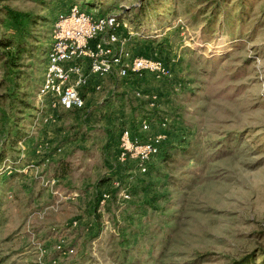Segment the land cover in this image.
<instances>
[{
	"label": "rangeland",
	"instance_id": "rangeland-1",
	"mask_svg": "<svg viewBox=\"0 0 264 264\" xmlns=\"http://www.w3.org/2000/svg\"><path fill=\"white\" fill-rule=\"evenodd\" d=\"M75 3L121 15L133 50L171 74L111 76L84 109L48 121L37 91L51 29ZM7 8L32 15L38 41L13 75L0 59V150L12 124L22 132L0 162L4 264H232L251 252L264 264V0H0V37ZM151 115L179 147L141 173L119 134Z\"/></svg>",
	"mask_w": 264,
	"mask_h": 264
},
{
	"label": "built area",
	"instance_id": "built-area-1",
	"mask_svg": "<svg viewBox=\"0 0 264 264\" xmlns=\"http://www.w3.org/2000/svg\"><path fill=\"white\" fill-rule=\"evenodd\" d=\"M135 35L130 24L116 14H94L77 3L59 13L51 29L52 43L37 91L38 97L47 100L48 113L44 119L52 120L57 109L84 108L86 95L102 91L111 76L119 80L142 79L145 74L157 80L169 76L171 70L165 61L133 50L131 41ZM141 93L135 91L138 96ZM147 97L150 105H155L157 94L150 93ZM152 124L146 118L140 121V130L150 132L145 139L132 136L128 129L119 138L120 154L135 155L141 173L146 172L148 161L158 153L165 137L166 121L156 123L159 126L153 132ZM109 196L108 191L101 192L99 205Z\"/></svg>",
	"mask_w": 264,
	"mask_h": 264
},
{
	"label": "trees",
	"instance_id": "trees-1",
	"mask_svg": "<svg viewBox=\"0 0 264 264\" xmlns=\"http://www.w3.org/2000/svg\"><path fill=\"white\" fill-rule=\"evenodd\" d=\"M83 1L88 6H92V3H94V0H83ZM5 13H6L7 18L10 20L9 26L12 28H9L11 30L10 36L8 35V36L0 37V59L2 60V67L4 69V72L7 75L8 74L13 75L18 71L17 67L22 65L20 61L23 58V56H25L27 54L32 55V48L33 47H31V46H33V43L35 41H38V40H35L36 38H34V35L30 32V30L28 28V25L35 23L36 20L34 18H32V15L29 13L14 12L9 8H7L5 10ZM116 16L119 18V16H121V15L116 14ZM209 24H210V21L207 22V25H209ZM226 25H230V24L226 23ZM32 40H33V42H32ZM140 80H141V78H135V79L129 80V81L137 83ZM8 94L9 93H7V95ZM8 96H10V95H8ZM22 105L27 106L28 104L26 102H22ZM84 108H85V106H84ZM84 108H82V109H84ZM82 109H74V110H82ZM156 117L157 116L151 115L150 117H145V118L148 119V121L151 123H158L159 121L165 120V118L163 119L162 117L161 118H159V117L156 118ZM12 125H13L12 129L14 130V137L12 138L11 144L9 146H6V148H5V146L3 148H1V150H0V162H2L4 159L3 154L7 153L8 150H13L14 149V143L22 135V132L17 127V125L15 123ZM166 125H167V120H166ZM140 127H141L140 122H139L138 127H134V128L122 127L119 135H121V132L124 129H128L132 136H138L140 139H145L149 135L150 132L140 130ZM165 129H166V126L163 127V130H165ZM165 139H166V137L162 140L161 145L159 147V151L154 156L160 155L163 157V159H166L167 157L171 156V150L173 148L179 147V146H176V144L174 142L170 143V142H168V140H165ZM184 139H185V136H181L180 141L184 140ZM59 162H61V160ZM136 167H137V164H136ZM147 169H148V163H147ZM65 171H66V167L64 166V167H62V170H60L58 172L57 175H63V173ZM3 189H4V187L1 186L0 190L2 191ZM1 199H2V192H0V201H1ZM98 200L99 199L97 198V202H98ZM1 220H2V211L0 208V222H1ZM208 253L209 252L197 253L195 260L198 261V260L202 259ZM0 264H4V255H2L1 252H0ZM232 264H257L255 262L254 252L245 254V255L237 258V259H233Z\"/></svg>",
	"mask_w": 264,
	"mask_h": 264
}]
</instances>
